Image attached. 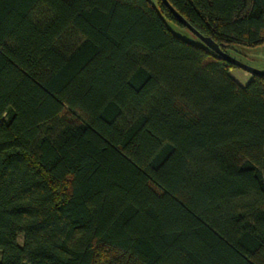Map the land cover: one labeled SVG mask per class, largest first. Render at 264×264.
I'll list each match as a JSON object with an SVG mask.
<instances>
[{"label":"trees","instance_id":"16d2710c","mask_svg":"<svg viewBox=\"0 0 264 264\" xmlns=\"http://www.w3.org/2000/svg\"><path fill=\"white\" fill-rule=\"evenodd\" d=\"M167 1L224 52L264 44V0ZM172 25L0 0V264H264V75Z\"/></svg>","mask_w":264,"mask_h":264},{"label":"rangeland","instance_id":"374dc122","mask_svg":"<svg viewBox=\"0 0 264 264\" xmlns=\"http://www.w3.org/2000/svg\"><path fill=\"white\" fill-rule=\"evenodd\" d=\"M150 1L153 4H157V0ZM171 29L178 36H181L192 43L200 44V40L188 29L176 25H172ZM226 52L233 58L250 67L264 71V44L254 47L234 44L232 46H228L226 48ZM229 73L242 86H245L252 79L251 73L239 67H232ZM17 241L19 244L21 243V236H18Z\"/></svg>","mask_w":264,"mask_h":264},{"label":"water","instance_id":"95a60500","mask_svg":"<svg viewBox=\"0 0 264 264\" xmlns=\"http://www.w3.org/2000/svg\"><path fill=\"white\" fill-rule=\"evenodd\" d=\"M162 2L170 9V11L173 13L175 18L178 20L179 23H181L184 27H186L189 31H191L194 35H196L209 49H211L213 52H215L217 55L222 57L225 61L228 63H231L235 65L236 67H239L252 75H264V71L255 69L253 67H250L237 59L230 56L228 53L224 52L218 44H216L214 41H212L210 38L203 36L200 34L181 14H179L170 4L167 0H162Z\"/></svg>","mask_w":264,"mask_h":264}]
</instances>
